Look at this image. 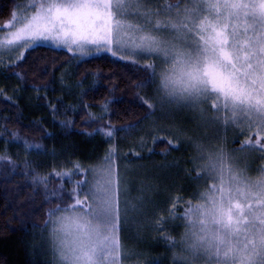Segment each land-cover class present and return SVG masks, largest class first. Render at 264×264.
<instances>
[{"label": "snow or ice", "instance_id": "snow-or-ice-1", "mask_svg": "<svg viewBox=\"0 0 264 264\" xmlns=\"http://www.w3.org/2000/svg\"><path fill=\"white\" fill-rule=\"evenodd\" d=\"M0 33V62L7 56L19 63L29 49L45 45L60 55L71 53L69 62L100 59L114 75L127 76L133 97L120 102L128 104V111L142 113L119 129H98L109 148L95 164L86 167L70 160L41 175L35 169L28 172L31 164L25 161L24 178L30 179L36 195L43 189L48 205L41 244L39 249L32 245L33 256L40 251L45 264H55L58 256L68 264H127L134 255L138 262L161 264L159 255L133 252L123 243L128 212L148 204L153 211L141 226L150 228L153 242L163 249L175 248L168 225L180 223L187 229L194 262L203 255L205 264H264V168L252 177L247 163H240L248 156L264 160V0H27L14 4ZM14 74L24 80L20 72ZM43 75H48L46 69ZM49 87L32 90L46 92ZM111 103L106 99L100 112L107 113ZM158 110L170 117L194 114L202 127L216 130L222 143H229L232 131L235 147L230 153L220 148L206 159L189 161L190 167L183 169L192 188L187 197L169 193L163 203L146 202L144 192L152 188L142 187L122 210L121 196L129 193V186L121 167L127 169L133 161L121 159L118 136L135 138L147 126L154 145L166 142L165 157L189 147L186 128L159 131ZM60 111L53 107L54 115ZM88 115L91 120L104 118ZM70 125V120L61 121L65 130ZM11 137L23 139L18 132ZM145 143L141 137L140 148L131 155L143 158ZM23 147L27 153L43 146L25 140ZM176 165L173 161L172 167ZM16 171L14 165L8 170L0 164V176ZM49 176L58 178L51 191ZM171 264H180L175 255Z\"/></svg>", "mask_w": 264, "mask_h": 264}, {"label": "trees", "instance_id": "trees-1", "mask_svg": "<svg viewBox=\"0 0 264 264\" xmlns=\"http://www.w3.org/2000/svg\"><path fill=\"white\" fill-rule=\"evenodd\" d=\"M14 4L21 3L18 0H0V25L9 20ZM70 55L66 51L60 55L42 46L35 51L29 49L25 52L24 61L6 67L9 74L20 72L24 76L23 81L17 79L14 82L25 90L31 102L23 103L14 89L0 88L3 90L0 92V133H3L0 135V157H5L0 164L8 170L13 165L17 169L11 176H0V264H33V260L35 264H45L46 260L40 251L32 255V245L37 249L40 247V228L48 205L44 201L43 189H38L39 194L36 195L30 179L24 178L25 161L31 164L28 172L35 169L41 175H49L54 168L59 170L62 163L70 160H79L86 167L95 164L108 150L107 138L98 129L109 126L119 129L142 116V113L128 111V104L120 102L121 98L131 101L133 97L127 76L123 73L114 75L115 70L101 63L100 59L69 62ZM45 69L47 76L43 75ZM55 82L63 84V94L51 96L50 87L46 92L32 90L34 86L41 89L54 86ZM77 84H82V88H76ZM67 88L72 91L71 97L65 95ZM81 92L85 93L83 98ZM106 99L112 103L107 113H101V104ZM53 107L61 111L54 115ZM89 113L97 117L103 115L104 118L91 120ZM63 120L71 121L67 130L61 126ZM12 132H18L23 139L13 140ZM148 138L150 135L145 139L146 144ZM25 140L43 147L26 153L23 147ZM102 141L104 147L101 146ZM166 146V142L159 141L151 148L162 153ZM230 147L235 146L231 144ZM138 148L135 145V148L127 149L126 155L133 157L131 150ZM49 179L51 191L57 186L58 178L49 176ZM64 183L65 190H70L67 180Z\"/></svg>", "mask_w": 264, "mask_h": 264}, {"label": "rangeland", "instance_id": "rangeland-1", "mask_svg": "<svg viewBox=\"0 0 264 264\" xmlns=\"http://www.w3.org/2000/svg\"><path fill=\"white\" fill-rule=\"evenodd\" d=\"M19 1L21 4L27 2V0H18V2ZM2 35L3 33H0V36ZM14 59L15 57L9 59L7 56H5L3 58V61L0 62V88L4 90L5 88L14 89V92L15 93L17 92L18 96L20 97L23 103L30 104L31 102L30 98L27 97L25 90L20 89V86L18 87L17 82L16 81L14 82V80H17L15 74H9L6 71L7 66L15 64L13 62ZM61 85L63 84L61 83L58 84L55 82L54 86H50L49 91L51 92L50 93L51 96L53 95L58 96L64 93V89ZM66 90L67 91L65 95H69V97H71L70 95L72 94V91H69L68 88ZM173 117L169 118L168 121L169 123L175 122L178 124V126L187 129H191L195 126L194 125L195 115L192 113L189 112L173 113ZM149 135L150 138H148V144L145 143V148L141 153L143 158L128 157L126 155L128 152L127 149L135 148V145L137 146V148L138 147L140 148V144H139L140 138L144 137L146 139ZM228 135H229V146H231L232 144L231 137L233 135V132L229 131ZM151 136H152V131H150V128L145 126L143 131H141L137 137L124 139L118 136L115 141V143L118 145L119 148L118 154L121 156V159L133 161V163L127 169L123 168V166L121 167V171L126 172V180L128 181V186H129V193H128L129 196L132 199H134L140 194L142 187L144 188L150 187L152 189H155L154 201L158 203L165 202L168 199L169 193L185 195L187 197L190 191L192 190V188L190 187L188 178L183 173V169L185 167H190V162H189L190 150L189 149H187L186 151L173 150L171 151L170 155H168L167 157L163 155V152L159 153V152H155L154 150L153 152H148L146 147L149 146V148H151V146L153 145ZM102 142L103 143H101V146L104 147V141ZM98 146L100 145L98 144ZM108 148H109V144H108ZM104 153L101 156L102 158L104 156ZM173 161H178V165L172 167ZM259 162H260L259 157H254V156L243 157L240 159V163L242 165L244 163H247L250 173L256 170V167L259 164ZM166 163L170 166L168 169H165L164 167ZM176 167L180 169L179 172L176 171ZM177 188L183 189V191L176 192ZM128 237L130 240L135 241L137 243V246L141 250L149 251L153 255H156L163 251V246L155 244L150 237L138 236L134 227L130 228ZM40 244L41 242L39 243V245Z\"/></svg>", "mask_w": 264, "mask_h": 264}, {"label": "clouds", "instance_id": "clouds-1", "mask_svg": "<svg viewBox=\"0 0 264 264\" xmlns=\"http://www.w3.org/2000/svg\"><path fill=\"white\" fill-rule=\"evenodd\" d=\"M170 116L162 111H157L155 117V124L159 131L164 133H171L175 130V127L178 126L177 123H169ZM194 127L187 129L188 136L190 139L186 141L189 145L188 149L190 150L189 161H201L206 159L208 154L216 153L220 148H223L226 152H231L232 148L229 146V143H222L220 138L217 136V132L213 128H204L201 126L198 119L195 117ZM180 127V126H179ZM150 131H152L150 129ZM203 151L198 150V147ZM241 166H243L241 164ZM264 168V160H260L259 164L256 167ZM248 173L252 177H256L257 171ZM126 179V176L123 177ZM201 190H204L203 188ZM155 189L151 191L144 192V200L146 202L154 201ZM132 200L129 194H122L121 196V208L122 210L127 206V202ZM153 209L150 205L146 204L142 209L138 211H129L128 212V224L123 232V243L133 252L140 251L141 249L137 246L135 241H132L128 237L130 228L135 229L138 236L150 237L152 240L155 239L154 234L151 232L150 228L147 225L141 226L142 221L145 216H151ZM169 230L172 232L174 239L176 240V246L172 250L163 249L162 252L156 254L161 258V264H171V257L175 255L180 264H205V257L203 255H198L195 258V262L192 259V253L189 250L186 242V232L187 229L183 224H169ZM150 255H153L151 252ZM55 264H68L67 261L57 257ZM127 264H146V262H138L135 256H129L127 259Z\"/></svg>", "mask_w": 264, "mask_h": 264}]
</instances>
